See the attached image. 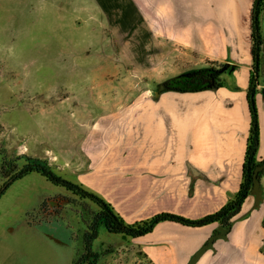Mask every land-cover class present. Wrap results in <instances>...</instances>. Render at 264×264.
I'll use <instances>...</instances> for the list:
<instances>
[{
  "label": "crops",
  "instance_id": "0c3cea01",
  "mask_svg": "<svg viewBox=\"0 0 264 264\" xmlns=\"http://www.w3.org/2000/svg\"><path fill=\"white\" fill-rule=\"evenodd\" d=\"M131 4L154 39L192 53L199 61L236 69L223 76L224 85L216 90L166 92L157 100L152 95L92 120L90 136L106 122L101 129L111 135L115 147L122 148L100 159L84 149V166L72 169L73 181L101 196L128 224L159 213L200 219L221 209L242 181L250 123L246 92L252 65L253 0H132ZM261 89L258 86L256 94L258 112L264 108ZM259 119L257 160L263 161L260 115ZM110 125H115L113 131ZM113 155L119 157L116 164L110 163ZM260 183V207L252 209L253 197L248 196L226 239H217L195 264H264L261 179ZM219 226L159 223L149 234L124 238L128 245L121 249L119 260L187 264L218 233ZM44 236V241L37 242L38 264H60L63 257L62 264H73L83 253V247L69 244V236L64 240L46 232Z\"/></svg>",
  "mask_w": 264,
  "mask_h": 264
},
{
  "label": "rangeland",
  "instance_id": "374dc122",
  "mask_svg": "<svg viewBox=\"0 0 264 264\" xmlns=\"http://www.w3.org/2000/svg\"><path fill=\"white\" fill-rule=\"evenodd\" d=\"M131 3L0 0V188L22 169L23 155L45 160L73 181L72 169L84 166V149L100 159L122 148L101 129L106 122L90 136L92 120L152 97L157 84L175 75L213 66L154 39ZM259 75L264 89V56ZM257 113L264 132V108ZM110 158L112 164L119 159ZM260 179L264 188V171ZM56 196L65 199L60 213L39 212L42 202ZM97 210L37 173L16 180L0 196V264H38L37 242L45 232L69 236L70 245L82 248ZM127 245L99 226L92 250L98 264H125L119 259Z\"/></svg>",
  "mask_w": 264,
  "mask_h": 264
},
{
  "label": "trees",
  "instance_id": "16d2710c",
  "mask_svg": "<svg viewBox=\"0 0 264 264\" xmlns=\"http://www.w3.org/2000/svg\"><path fill=\"white\" fill-rule=\"evenodd\" d=\"M131 5V4H130ZM133 6V5H131ZM130 6V7H131ZM264 0H253L251 9V39H252V65L249 74L248 89L246 92V104L248 108L250 123L246 149L242 163V181L237 193L217 212L206 215L200 219L191 220L171 213H159L149 219L126 223L123 218L114 210L111 204L106 202L98 194L86 189L81 184L62 178L55 173L45 160L22 156L25 164L22 169L14 174L0 188V196L16 180L24 176L37 173L53 185L64 188L67 192L80 198L87 199L94 203L98 210L92 220L86 225L83 235V253L73 264H97L99 254L92 250L93 241L98 237V228L103 226L108 233L118 234L124 238H138L152 232L153 228L162 222H172L189 228H200L213 223L223 227L231 226V222L240 214L242 205L250 196L252 188V174L257 165L262 161L257 160V152L260 144V128L256 105V94L258 93L260 71L262 67L263 54L261 53L262 36L264 31ZM233 65H213L197 69L187 70L169 79V90L178 93H194L205 91L208 85L212 88H219L224 85L223 76L235 70ZM264 94V89H261ZM262 172L259 174L261 177ZM63 196H56L46 199L39 207V212L50 209L53 214L60 213ZM64 204V203H63Z\"/></svg>",
  "mask_w": 264,
  "mask_h": 264
},
{
  "label": "water",
  "instance_id": "95a60500",
  "mask_svg": "<svg viewBox=\"0 0 264 264\" xmlns=\"http://www.w3.org/2000/svg\"><path fill=\"white\" fill-rule=\"evenodd\" d=\"M261 53L264 55V31H263V36H262ZM169 89H170L169 79L157 84L152 99L157 100L162 94L166 92H171ZM216 89H217L216 87L212 88L211 84L208 85V88H207L208 91H213ZM263 171H264V160L262 161L260 165H257L255 167L253 174H252V188L250 191V195L253 197L252 209H258L263 201L260 176H259V174ZM229 230H230V226L226 228L223 226H219L218 233L211 236L208 239L207 243L191 257V259L189 260L187 264H195L206 251L212 250L213 244L217 239H222V240L226 239V235L229 232Z\"/></svg>",
  "mask_w": 264,
  "mask_h": 264
},
{
  "label": "built area",
  "instance_id": "2783aa9c",
  "mask_svg": "<svg viewBox=\"0 0 264 264\" xmlns=\"http://www.w3.org/2000/svg\"><path fill=\"white\" fill-rule=\"evenodd\" d=\"M136 264H140V263H136Z\"/></svg>",
  "mask_w": 264,
  "mask_h": 264
}]
</instances>
